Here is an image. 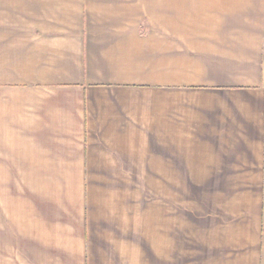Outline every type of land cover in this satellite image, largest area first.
Listing matches in <instances>:
<instances>
[{
    "label": "crops",
    "instance_id": "1",
    "mask_svg": "<svg viewBox=\"0 0 264 264\" xmlns=\"http://www.w3.org/2000/svg\"><path fill=\"white\" fill-rule=\"evenodd\" d=\"M263 52L264 0H0V264H264Z\"/></svg>",
    "mask_w": 264,
    "mask_h": 264
},
{
    "label": "rangeland",
    "instance_id": "2",
    "mask_svg": "<svg viewBox=\"0 0 264 264\" xmlns=\"http://www.w3.org/2000/svg\"><path fill=\"white\" fill-rule=\"evenodd\" d=\"M262 65H263V75H262V85H263V87H264V52H263V62H262ZM149 185H148V180H147V186H146V197L148 198L150 195V193H149Z\"/></svg>",
    "mask_w": 264,
    "mask_h": 264
}]
</instances>
